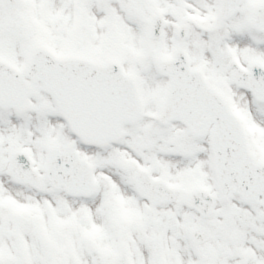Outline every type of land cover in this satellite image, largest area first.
I'll list each match as a JSON object with an SVG mask.
<instances>
[{
    "label": "snow or ice",
    "instance_id": "obj_1",
    "mask_svg": "<svg viewBox=\"0 0 264 264\" xmlns=\"http://www.w3.org/2000/svg\"><path fill=\"white\" fill-rule=\"evenodd\" d=\"M0 264H264V0H0Z\"/></svg>",
    "mask_w": 264,
    "mask_h": 264
}]
</instances>
